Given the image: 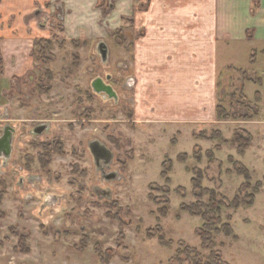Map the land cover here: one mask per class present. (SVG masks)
Returning a JSON list of instances; mask_svg holds the SVG:
<instances>
[{
  "label": "rangeland",
  "instance_id": "rangeland-1",
  "mask_svg": "<svg viewBox=\"0 0 264 264\" xmlns=\"http://www.w3.org/2000/svg\"><path fill=\"white\" fill-rule=\"evenodd\" d=\"M110 5L99 0L74 39L59 24L36 42L33 63L1 104L0 133L10 126L15 139L7 165L0 161V264H177L180 243L206 259L196 235L204 215L231 229L214 238L223 262L264 264V55L249 63L250 51L229 50L214 112L197 123L181 105L167 112L126 81L140 78L150 0ZM96 78L117 99L96 95ZM95 141L110 152L108 166L96 165Z\"/></svg>",
  "mask_w": 264,
  "mask_h": 264
},
{
  "label": "crops",
  "instance_id": "crops-1",
  "mask_svg": "<svg viewBox=\"0 0 264 264\" xmlns=\"http://www.w3.org/2000/svg\"><path fill=\"white\" fill-rule=\"evenodd\" d=\"M98 1L0 0V107L12 100L22 67L33 63L36 42L51 37L44 17H60L64 35L74 39L73 32L85 30L83 19L95 14ZM147 11L150 23L140 32L147 43L141 46L140 78L126 81L133 83L131 89L140 84L145 100L156 97L167 112L181 105L183 112L194 113L189 119L204 121L201 114L214 112L219 63H227L221 59L229 50L250 51L249 63L264 55V0H150ZM123 34L134 41L131 30ZM235 71L257 74L255 69Z\"/></svg>",
  "mask_w": 264,
  "mask_h": 264
},
{
  "label": "water",
  "instance_id": "water-1",
  "mask_svg": "<svg viewBox=\"0 0 264 264\" xmlns=\"http://www.w3.org/2000/svg\"><path fill=\"white\" fill-rule=\"evenodd\" d=\"M98 54L101 58V61L105 63L108 57V48L107 46L100 42L97 46ZM110 80V76L106 77V81ZM102 78H96L91 82V89L96 95H100L102 98L107 99H117V95L112 89V87L106 83ZM129 83V82H128ZM130 86L133 85L131 82ZM47 126H39L33 130V133L36 135H41L44 131L47 130ZM13 143H14V130L10 126H5L0 133V161L3 166H6L9 162L11 155L13 153ZM89 150L97 166L99 163L103 162L105 166H108L111 162L110 152L99 142L95 141L89 145ZM106 180L115 178V175H106L104 176Z\"/></svg>",
  "mask_w": 264,
  "mask_h": 264
},
{
  "label": "trees",
  "instance_id": "trees-1",
  "mask_svg": "<svg viewBox=\"0 0 264 264\" xmlns=\"http://www.w3.org/2000/svg\"><path fill=\"white\" fill-rule=\"evenodd\" d=\"M252 61L253 57L251 58V62ZM199 178L192 180L195 189H198L200 187ZM210 206L211 210H213L212 213L219 212L217 204H210ZM182 209L188 212L190 215H201L199 213V210L195 214V211L191 210L188 207H184ZM203 218L206 223L201 229L196 231V235L200 239L201 250L207 251L209 253L208 257L204 259L201 253L197 252L195 249L185 246L184 243H180L179 250H177L175 254V262L177 264H227L222 261L220 254L217 252L216 245L214 243V238L215 236L220 234L221 231L225 233L227 237H229L231 235L230 227L228 225H223L220 229H218L216 227L221 224V220L219 218H214L212 222L206 217V215H204ZM158 230L161 231L160 228ZM159 239L162 244L167 245L162 237Z\"/></svg>",
  "mask_w": 264,
  "mask_h": 264
},
{
  "label": "flooded vegetation",
  "instance_id": "flooded-vegetation-1",
  "mask_svg": "<svg viewBox=\"0 0 264 264\" xmlns=\"http://www.w3.org/2000/svg\"><path fill=\"white\" fill-rule=\"evenodd\" d=\"M107 2H108V8H109L110 0H108ZM43 20L46 24H49L50 30H54L58 27L60 17L49 15V16H45ZM13 130L15 131V129H13ZM14 139H15V136H14Z\"/></svg>",
  "mask_w": 264,
  "mask_h": 264
}]
</instances>
